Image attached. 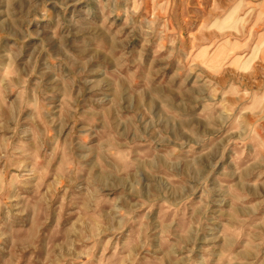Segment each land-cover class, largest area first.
<instances>
[{"label":"rangeland","instance_id":"374dc122","mask_svg":"<svg viewBox=\"0 0 264 264\" xmlns=\"http://www.w3.org/2000/svg\"><path fill=\"white\" fill-rule=\"evenodd\" d=\"M264 0H0V264H264Z\"/></svg>","mask_w":264,"mask_h":264},{"label":"crops","instance_id":"0c3cea01","mask_svg":"<svg viewBox=\"0 0 264 264\" xmlns=\"http://www.w3.org/2000/svg\"><path fill=\"white\" fill-rule=\"evenodd\" d=\"M258 58V61L264 65V45L260 48V56Z\"/></svg>","mask_w":264,"mask_h":264}]
</instances>
